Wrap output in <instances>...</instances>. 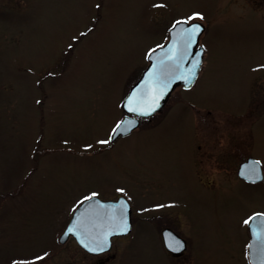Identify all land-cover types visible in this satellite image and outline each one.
<instances>
[{"label":"rangeland","instance_id":"rangeland-1","mask_svg":"<svg viewBox=\"0 0 264 264\" xmlns=\"http://www.w3.org/2000/svg\"><path fill=\"white\" fill-rule=\"evenodd\" d=\"M194 13L204 18L189 22L205 26L195 84L111 143L148 54ZM261 66L264 0H0V264H249L244 221L264 215V180H239L236 165L214 175L203 150L254 80L264 99ZM256 123L247 150L264 176V115ZM120 196L132 229L109 251L58 242L83 200ZM164 227L187 242L181 257L163 249Z\"/></svg>","mask_w":264,"mask_h":264},{"label":"water","instance_id":"water-1","mask_svg":"<svg viewBox=\"0 0 264 264\" xmlns=\"http://www.w3.org/2000/svg\"><path fill=\"white\" fill-rule=\"evenodd\" d=\"M190 24H199L201 31L195 37V43L187 48V53L190 54H185L182 33ZM203 29L204 26L199 22L186 24L183 21L175 23L169 29L166 43L147 56L146 68L120 103L125 116L119 123L123 122L121 128H128L130 131L121 130L119 134H115V127L111 140L117 136L128 135L138 126V117H148L158 112L176 87L180 85L184 89L191 87L201 66L203 49L197 47V43ZM197 60H199V65L194 69L195 74L193 75L190 70L193 69ZM129 108H136L137 111H129ZM237 175L246 181H258L262 177L259 164L253 159H248L241 164ZM253 216H256L257 219L248 224L250 240L247 255L250 264H264V249L261 248L260 240L253 233L255 229L260 238L264 239V216L262 214ZM125 225L127 231L121 232L120 229ZM131 228V208L125 198L119 197L116 200L103 201L92 197L83 201L74 211L58 241L65 243L69 237H73L84 251L97 255L110 249L113 237L125 236L130 233ZM105 236H107L105 250H89L97 248V245L104 241ZM161 238L164 248L172 255H179L186 247L185 241L169 228L162 230ZM174 248L179 250H173Z\"/></svg>","mask_w":264,"mask_h":264},{"label":"flooded vegetation","instance_id":"flooded-vegetation-1","mask_svg":"<svg viewBox=\"0 0 264 264\" xmlns=\"http://www.w3.org/2000/svg\"><path fill=\"white\" fill-rule=\"evenodd\" d=\"M204 30H205V28H204ZM61 50H62L63 57L61 56V58H60V62H61L59 65L60 68H62L65 65L64 64L65 63V56L68 52V48L66 46L65 49L61 48ZM55 57H57V54ZM203 62H204V53H203L202 63ZM202 66H203V64H202ZM202 66H201V69H202ZM46 68L51 69V64H49ZM201 69H200L199 73L201 72ZM198 76H199V74H198ZM254 81L250 84L248 99L246 101L245 108L243 110H241L240 113H238V115L235 116V119L223 121L225 123L222 126V127H224V129H222V130L221 129H214L213 133L209 134L208 138L205 139V142L207 144H205V147L203 150V155L205 158H208L213 163L214 167L217 169L218 173H215L214 175H217L220 173L222 174V173H224V171L226 173L227 169L233 168L236 165L235 166V168H236L235 176H236L237 175V169L239 168V166L250 158L257 160L260 164V167H262L260 159L256 156H254L253 154L249 153L247 150L252 143V139H254V137H255V131L253 129L254 128L253 125L254 124L256 125L257 124L256 122L259 121L260 116L264 115V99H262L263 97H260L261 95L258 93L257 87H255L253 85ZM210 112H211L210 110H207L206 114H209ZM152 117L143 118L141 120H142V122L149 121ZM247 120H249V121H247ZM246 123H248L249 127L246 130H244L243 128H244V125ZM225 125H226V127H225ZM228 126H231V127L241 126V127H239L238 129L237 128L236 129H234V128L227 129ZM195 133H196V129H195ZM194 137H195L194 142H196V151L194 154V158H195L197 150L202 148V147H200L201 146L200 144H197L196 135H194ZM208 142H209V144H208ZM201 163H203L201 160L197 159V162H195V160H193V165H194V168L196 170V174L198 176H206L207 174H209V172H206L202 168H198V164H201ZM204 168H210V166L208 164H206ZM237 178L239 180H242L239 177H237ZM262 180H264V176L262 177V179L260 181H258L256 183H259ZM242 181H244V180H242ZM244 182H246V181H244ZM246 183L256 184L254 182L253 183L252 182H246ZM184 253L185 252H183L182 255ZM181 256H179V257H181ZM179 257H176V258H179Z\"/></svg>","mask_w":264,"mask_h":264},{"label":"snow or ice","instance_id":"snow-or-ice-1","mask_svg":"<svg viewBox=\"0 0 264 264\" xmlns=\"http://www.w3.org/2000/svg\"><path fill=\"white\" fill-rule=\"evenodd\" d=\"M97 7H99V5ZM197 18L203 19L204 17L201 14H199V13H194L192 16H190L188 18V20L184 21V23L187 24L189 21L197 19ZM200 31H201V27H200L199 24H190L189 27L186 28L184 30V32L182 33V36L184 37L185 54H190V53H187V48L190 47L193 43H195V37L200 33ZM170 58H172V57H170ZM198 65H199V60L196 61V63L193 65V69L190 70V71L193 72V75L195 74L194 69L196 67H198ZM261 67H264V66H261ZM181 78L187 79L186 77H181ZM129 111L135 112V111H137V109L136 108H129ZM145 114H147V113H145ZM122 123L123 122L118 123L116 125V129L114 130L115 134H119L121 130L124 131V132L130 131V129H128V128L122 129L121 128ZM129 123H131V122H129ZM101 143H108V141H101ZM252 172L254 174V169L252 170ZM93 195H95V194H93ZM87 199H91V197H88ZM121 207L123 208V205ZM256 219H257V217L253 216V217L249 218V220H245L244 223L245 224H250L251 221H254ZM120 230H121V232H126L127 231V226L126 225L123 226ZM253 233H254V235L257 236V239L260 240L261 248L264 249V239L260 238V235L255 232V229L253 230ZM106 241H107V236H105L104 241H101L97 245V248H92V249H89V250L90 251H97V250L103 251V250H105ZM250 247H252V246L250 245ZM173 250H179V249L178 248H174Z\"/></svg>","mask_w":264,"mask_h":264}]
</instances>
